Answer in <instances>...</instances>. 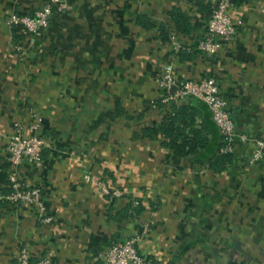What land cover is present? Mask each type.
Wrapping results in <instances>:
<instances>
[{
  "label": "crops",
  "instance_id": "1",
  "mask_svg": "<svg viewBox=\"0 0 264 264\" xmlns=\"http://www.w3.org/2000/svg\"><path fill=\"white\" fill-rule=\"evenodd\" d=\"M46 1L0 0V264L21 250L101 264L111 244L135 236L154 264H264V156L253 158L264 141V0H231L237 32L214 55L197 49L210 16L197 0H66L36 34L7 25ZM169 63L179 79L213 76L229 102L239 137L221 172L145 134L174 104L161 103L158 85ZM174 105L209 121L196 98ZM32 112L49 144L40 166L19 171L41 187L50 223L6 199L9 135Z\"/></svg>",
  "mask_w": 264,
  "mask_h": 264
},
{
  "label": "built area",
  "instance_id": "2",
  "mask_svg": "<svg viewBox=\"0 0 264 264\" xmlns=\"http://www.w3.org/2000/svg\"><path fill=\"white\" fill-rule=\"evenodd\" d=\"M211 13L208 19L206 33L197 44V49L207 55L219 52L223 44L230 42L236 35L237 23L231 15V0H209ZM70 8L66 0H47L45 4L33 14L12 12L7 19L10 27H21L29 34H36L49 26L53 18L54 9ZM176 52L179 45L174 43ZM158 85L162 91L161 103L178 104L187 97L202 101L211 113L217 128L225 138V145L221 148L224 153H233L234 142L239 137L236 124L231 114L228 100L221 94L219 83L213 76L203 79H179L172 63L166 64L158 75ZM173 87L175 90L173 91ZM41 118L38 112H32L25 121H17L9 135L7 144V160L10 164L8 176V194L6 199L12 205L28 204L36 209L40 220L50 223L52 217L46 213V206L41 187L33 185L20 174V166L27 162L32 166H40L43 153L48 146V139L40 131ZM244 137V136H242ZM260 148L254 159L264 156V141H260ZM86 180H90L88 175ZM106 191V188H104ZM108 191V190H107ZM114 194L122 192L115 190ZM146 233L148 229L146 228ZM141 236L114 242L101 255V264H154L145 259L138 251L137 243ZM15 264H55L49 254L33 258L27 250H21Z\"/></svg>",
  "mask_w": 264,
  "mask_h": 264
},
{
  "label": "trees",
  "instance_id": "3",
  "mask_svg": "<svg viewBox=\"0 0 264 264\" xmlns=\"http://www.w3.org/2000/svg\"><path fill=\"white\" fill-rule=\"evenodd\" d=\"M205 1L197 0L198 7L207 9L210 15V4ZM170 14L181 32L187 33L191 30L188 17L180 9L174 8ZM208 112L209 121L199 126L195 123L193 112L188 106L173 104L162 123L147 128L145 134L150 138L161 135L164 139L163 144L169 147L174 154L196 155L200 164H207L214 172H221L232 161L233 153L221 151L225 145V138L214 123L209 110ZM129 207H134L133 202ZM140 207V204L134 207L137 213Z\"/></svg>",
  "mask_w": 264,
  "mask_h": 264
},
{
  "label": "water",
  "instance_id": "4",
  "mask_svg": "<svg viewBox=\"0 0 264 264\" xmlns=\"http://www.w3.org/2000/svg\"><path fill=\"white\" fill-rule=\"evenodd\" d=\"M175 90V87H173V91ZM236 247L238 248L239 247V243L236 244Z\"/></svg>",
  "mask_w": 264,
  "mask_h": 264
}]
</instances>
